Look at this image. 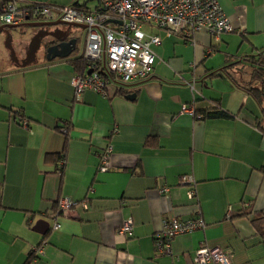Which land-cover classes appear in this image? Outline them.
<instances>
[{"label": "crops", "instance_id": "crops-1", "mask_svg": "<svg viewBox=\"0 0 264 264\" xmlns=\"http://www.w3.org/2000/svg\"><path fill=\"white\" fill-rule=\"evenodd\" d=\"M216 1L231 33L215 40L200 32L185 43L156 31L151 75L112 83L106 96L86 90L76 100L70 84L86 31L82 54L47 61L40 50L25 67L31 37L16 44L17 62L0 47V264H25L30 256L28 264H196L202 246L219 247L231 264H264V238L252 224H264V104L243 89L253 69L264 70V0ZM10 3L18 10L98 6L0 0ZM212 109L223 116L199 117ZM107 146L109 170L100 173ZM182 176L194 179V200ZM61 198L76 203L65 215L55 212ZM197 216L204 229L176 236L171 256L155 250L163 221ZM128 220L131 234L118 235Z\"/></svg>", "mask_w": 264, "mask_h": 264}, {"label": "built area", "instance_id": "built-area-1", "mask_svg": "<svg viewBox=\"0 0 264 264\" xmlns=\"http://www.w3.org/2000/svg\"><path fill=\"white\" fill-rule=\"evenodd\" d=\"M93 10L75 5L54 6L34 4L28 10H18L15 3L0 6V27L17 26L29 20L62 21L83 26L86 31V46L83 59L86 73L72 77L70 84L78 100L86 90L106 96L110 84L126 85L146 80L152 72L155 54L152 47L161 42L156 31L192 42L197 33L205 32L218 40L229 34L233 27L216 0H97ZM87 71H91L87 74ZM183 112L194 114L188 107ZM20 125L28 130V122L20 120ZM66 133V129H63ZM111 146L100 155L98 172L109 170ZM65 165L58 161V169ZM180 183L187 186V198H195V181L190 176H182ZM169 189L163 187L159 194L166 195ZM74 203L69 198L57 202V212L65 215ZM248 206V204H246ZM86 208V204L82 203ZM60 225L54 223L53 230ZM205 227L199 216L180 221L176 218L162 222L161 230L154 236L155 250L161 255L171 256V242L176 236L203 230ZM130 220L117 230L118 235H130ZM38 249H33L37 251ZM196 264H231L229 256L219 247H199L194 256Z\"/></svg>", "mask_w": 264, "mask_h": 264}, {"label": "water", "instance_id": "water-1", "mask_svg": "<svg viewBox=\"0 0 264 264\" xmlns=\"http://www.w3.org/2000/svg\"><path fill=\"white\" fill-rule=\"evenodd\" d=\"M12 26L13 25H3L0 27V35L3 33V36L0 38V47L4 45L5 49L10 51L11 56L17 62V57H15V53L10 46L12 41L21 45L26 38L31 37L24 59L26 60L31 57V61L20 63L21 67H25L35 61L36 54L40 50L44 53L47 61L70 56L75 52L78 41V36L72 32L73 28L75 27L84 30L83 26L67 24L62 21L25 22L16 26L22 30L20 33L21 37L15 40L13 35L9 32V29L13 28ZM90 72L91 71H87V74H90ZM126 98L132 99L134 98V95H127ZM38 225L47 226V223L40 221Z\"/></svg>", "mask_w": 264, "mask_h": 264}, {"label": "trees", "instance_id": "trees-1", "mask_svg": "<svg viewBox=\"0 0 264 264\" xmlns=\"http://www.w3.org/2000/svg\"><path fill=\"white\" fill-rule=\"evenodd\" d=\"M76 6V5H75ZM179 38V37H178ZM181 39V38H180ZM185 43H188L189 41L183 40ZM76 63H78V68H77V74L78 75H84L86 72V62L84 61L83 57H78L76 60ZM232 65H230L231 67ZM263 77H264V70L255 68L251 71V81L243 86V89L251 94L259 104H264V84H263ZM254 82L259 83V87H254L252 84ZM195 115V114H194ZM223 116V113L221 111H218V109H212V111H203L200 113L199 117L200 118H214V117H219ZM67 134V130H66ZM247 207L246 204H243V209ZM57 212V203H56V211ZM57 214V213H56ZM60 213H58L59 215ZM61 215V214H60ZM252 224L256 230V232L259 233L264 238V224L263 226L260 225V223L256 220H252ZM32 256L28 257L26 260L25 264H28L32 260Z\"/></svg>", "mask_w": 264, "mask_h": 264}, {"label": "rangeland", "instance_id": "rangeland-1", "mask_svg": "<svg viewBox=\"0 0 264 264\" xmlns=\"http://www.w3.org/2000/svg\"><path fill=\"white\" fill-rule=\"evenodd\" d=\"M90 4H94V2H90ZM17 29H18L17 32L11 33L13 35V37H14L15 40L16 39H19L21 37V34L20 33H21V30L22 29L21 28L19 29V27ZM23 30H24V28H23ZM73 30L79 34V35H77L79 39L77 41L76 51L74 53L77 54V55H80V54L83 53V50H84L83 47H84V39H85V30H82V29H79V28H75V27L73 28ZM10 46L12 47V49H13V51L15 53V48L17 47L16 46V42L15 41H12V44ZM1 49L3 51H6L4 45L2 46ZM15 57H17V56L15 55Z\"/></svg>", "mask_w": 264, "mask_h": 264}, {"label": "flooded vegetation", "instance_id": "flooded-vegetation-1", "mask_svg": "<svg viewBox=\"0 0 264 264\" xmlns=\"http://www.w3.org/2000/svg\"><path fill=\"white\" fill-rule=\"evenodd\" d=\"M25 59V56L22 60H20V63H26V62H29L31 61V57H29L28 59L24 60Z\"/></svg>", "mask_w": 264, "mask_h": 264}, {"label": "bare ground", "instance_id": "bare-ground-1", "mask_svg": "<svg viewBox=\"0 0 264 264\" xmlns=\"http://www.w3.org/2000/svg\"><path fill=\"white\" fill-rule=\"evenodd\" d=\"M82 57V56H81Z\"/></svg>", "mask_w": 264, "mask_h": 264}]
</instances>
